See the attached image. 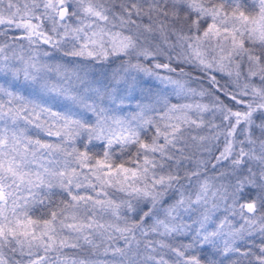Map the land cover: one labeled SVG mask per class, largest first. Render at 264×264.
Returning a JSON list of instances; mask_svg holds the SVG:
<instances>
[{"label": "snow or ice", "instance_id": "snow-or-ice-1", "mask_svg": "<svg viewBox=\"0 0 264 264\" xmlns=\"http://www.w3.org/2000/svg\"><path fill=\"white\" fill-rule=\"evenodd\" d=\"M0 264H264V0H0Z\"/></svg>", "mask_w": 264, "mask_h": 264}]
</instances>
